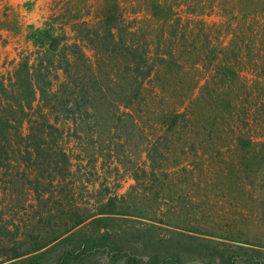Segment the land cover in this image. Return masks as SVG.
Returning <instances> with one entry per match:
<instances>
[{
  "label": "trees",
  "instance_id": "obj_1",
  "mask_svg": "<svg viewBox=\"0 0 264 264\" xmlns=\"http://www.w3.org/2000/svg\"><path fill=\"white\" fill-rule=\"evenodd\" d=\"M120 1L114 16L99 24L72 16V42L55 33L52 23L37 29L29 36L35 49L21 52L0 73V264H240L243 259L240 252L230 251L229 242L221 241L219 250L198 229L166 221L165 206L175 196L159 185L173 175L196 173L190 162L166 165L179 148L182 155L206 154L198 138L202 131L190 130V113L198 106L209 113L202 118L209 124L202 125L208 129L207 142L217 125L227 129L225 137L235 126L249 127L259 131V153L264 154V16H241L245 21L233 33L237 42L226 43L222 37L230 32L225 16L215 21L210 14H175L160 0L146 3L150 13L126 15ZM98 41L101 53L109 56L92 63L85 45ZM200 71L203 75L196 78ZM115 78L125 81L126 91L117 97L118 112L137 107L148 114L156 100L168 106L157 120L163 132L152 136L146 150L149 163L133 173L132 190H154V207L143 208L137 192L135 198L108 192L99 209L89 210L81 202L75 162L81 161L82 141L97 126L96 103L106 102ZM129 114L122 112L121 124ZM235 137L250 157L254 138L248 130ZM263 174L257 190L262 207ZM17 187L28 198L9 210L1 198ZM31 211L34 221L49 230V238L36 235L38 242L27 251L24 238L35 234L24 232L20 222ZM127 217L144 218L146 224L137 230L120 224ZM57 223L63 231L55 232ZM58 248L63 250L51 252ZM253 253L247 254L250 264H264L258 259L261 253Z\"/></svg>",
  "mask_w": 264,
  "mask_h": 264
},
{
  "label": "rangeland",
  "instance_id": "obj_2",
  "mask_svg": "<svg viewBox=\"0 0 264 264\" xmlns=\"http://www.w3.org/2000/svg\"><path fill=\"white\" fill-rule=\"evenodd\" d=\"M160 1L166 6L171 5V10L175 14H210L215 21H221L223 16L227 17L229 26L226 30L230 33L222 37V41L226 43L235 39L237 42L238 39L233 33L239 24L245 21V18L240 19L241 16H264V0ZM69 2V0H0V73L9 70L10 62L14 59L18 60L21 52H32L35 49L33 39H29V36H33L37 29L52 23L54 26L51 28L55 33L65 34L69 42H72L74 37L70 25L72 16L81 17L82 21H88L91 25L99 24L103 22L105 16H114L117 5V0H72V3ZM150 2L151 0H121L120 10L126 15L147 14L150 11L146 6ZM239 20L242 21L239 23ZM101 36H104L102 29ZM85 46L92 63L109 56L101 53L99 41L95 45ZM79 74L85 77V71L81 70ZM202 75L203 72L200 71L196 74V78ZM124 85L125 81L120 82L115 78L113 84L110 83L112 91L108 92L106 102L97 97L100 100L96 103L97 126L91 131L92 134L86 135L87 137L82 141L84 151H82L81 161L75 162L78 168L75 175L78 181V192L81 202L90 204L88 206L85 204L89 210L99 209L100 201L106 198L105 195L108 192L124 196L130 194L135 198L137 191L132 190L136 184L133 173L149 163L146 150L152 142L151 138L163 132L162 125L158 124L157 120L161 119V111L168 109V106L160 105L158 100L150 102L148 107L151 110L148 114H141L137 107L133 111L120 108L121 111L118 112L117 97L120 94L125 95ZM147 95L149 100L150 93ZM177 100L178 97L171 100L173 106ZM122 112L130 114L122 118L121 124L118 118H121ZM114 114L117 119H114ZM208 114L206 109H200L199 106L190 113V120L193 122L190 130L202 131L198 138L203 140L206 154L200 158L191 154L182 155L179 148L166 162L170 168L177 163L190 162L197 171L194 176L187 172L178 176L173 175L170 180L161 182L159 186L163 192L170 190L175 196L172 202L165 206L166 211L162 217L172 224L176 222L180 224L177 226L181 227L184 222L186 227L183 228L190 230L196 228L198 232L207 234V237L213 239L212 245L219 247V250L223 249L219 246L221 241L231 243L230 251L240 252L243 256L240 264L252 263L247 254L253 255V252H260L261 256L258 259L264 262V207L258 206L257 201L259 176L264 170V154L259 153L261 150L259 143L262 142L259 131L249 127L236 128L235 126L228 130V133L231 131L230 135L225 137L227 129L220 124L214 130L216 133L212 140L207 142L205 131L208 129H202V125L209 124L202 118ZM138 116H141V119ZM143 129H145L144 133H142ZM241 130H248L256 141L250 147L254 151L250 157L245 154L247 146L245 148L244 143L236 140L235 136ZM182 138V142H186V135ZM73 145L72 140L71 146ZM187 156H190V159H185ZM145 184L153 186L149 179H146ZM15 190L16 193L9 192L1 198V202H4L7 208H10L9 210L14 209L21 198L23 200L28 198L24 189L17 187ZM137 193V200L141 202L143 208L154 207L155 203H158L153 197L154 190L140 188ZM22 218L24 220L20 223L26 226L24 232L35 234L24 238L23 250L30 251L38 242L36 235L41 234L42 238L47 240L49 230L44 226L40 227L36 223L37 220L34 221L33 211ZM125 220L120 224L135 230L143 228V224H146L144 218L127 217ZM51 222L55 224L54 221ZM57 224L55 232L63 231L62 223ZM89 230L91 231L90 228ZM68 247L65 245L64 249ZM62 250L58 248L51 252Z\"/></svg>",
  "mask_w": 264,
  "mask_h": 264
}]
</instances>
